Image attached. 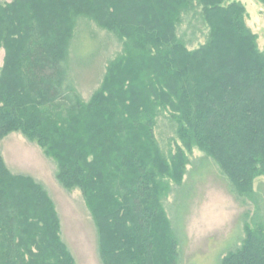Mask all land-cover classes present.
I'll return each instance as SVG.
<instances>
[{
	"label": "trees",
	"instance_id": "1",
	"mask_svg": "<svg viewBox=\"0 0 264 264\" xmlns=\"http://www.w3.org/2000/svg\"><path fill=\"white\" fill-rule=\"evenodd\" d=\"M194 10L208 35L190 50L177 31ZM78 16L127 42L88 103L67 65ZM247 19L240 0L0 2V142L22 133L57 163L66 189L81 190L104 264H178L163 199L184 181L195 150L218 165L238 202L260 209L264 51ZM166 117L179 141L169 153L155 133ZM48 202L36 182L11 174L0 151V264H76ZM243 232L221 264H264V222H246Z\"/></svg>",
	"mask_w": 264,
	"mask_h": 264
},
{
	"label": "rangeland",
	"instance_id": "2",
	"mask_svg": "<svg viewBox=\"0 0 264 264\" xmlns=\"http://www.w3.org/2000/svg\"><path fill=\"white\" fill-rule=\"evenodd\" d=\"M13 1L0 0L2 3ZM240 1L246 7L247 24L258 35L259 47L264 51V5L257 0ZM149 12L140 11L138 15L146 18ZM200 14L195 10L183 14L178 27V36L190 50L205 44L207 39L208 28ZM75 22V36L70 41L67 60L69 79L81 99L88 103L103 86L110 63L125 56L127 42L118 32L103 28L87 17L78 16ZM5 57L6 51L1 49L0 73ZM138 63V60L133 61L137 75L143 72ZM155 133L166 153L175 151L179 141L175 126L167 117L159 119ZM0 151L14 177L32 179L44 190L58 219L60 237L76 264H104L93 214L81 190L66 189L58 180L57 163L22 133H12L3 139ZM254 187L261 200L260 209L251 202H238L218 165L195 150L184 181L172 184L163 199L167 218L180 241L177 263L221 264V253L237 249L244 237V224L264 222V177L259 178ZM40 210L42 213L43 209ZM44 210L47 211L45 207Z\"/></svg>",
	"mask_w": 264,
	"mask_h": 264
}]
</instances>
